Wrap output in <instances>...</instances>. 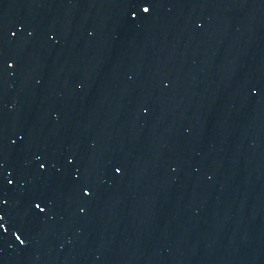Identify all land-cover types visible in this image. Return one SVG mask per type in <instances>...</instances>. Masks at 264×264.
<instances>
[{
  "label": "water",
  "instance_id": "water-1",
  "mask_svg": "<svg viewBox=\"0 0 264 264\" xmlns=\"http://www.w3.org/2000/svg\"><path fill=\"white\" fill-rule=\"evenodd\" d=\"M150 12L0 0V159L29 242L2 264H264V0Z\"/></svg>",
  "mask_w": 264,
  "mask_h": 264
},
{
  "label": "snow or ice",
  "instance_id": "snow-or-ice-1",
  "mask_svg": "<svg viewBox=\"0 0 264 264\" xmlns=\"http://www.w3.org/2000/svg\"><path fill=\"white\" fill-rule=\"evenodd\" d=\"M123 4L125 5V14L126 16L131 19H138L140 14H151L150 12V5L152 4L153 0H122ZM215 3H222V0H212ZM194 24L198 28H202L203 21L200 18H195ZM12 35H16L15 32ZM7 67L11 69L13 67V61L8 59L6 61ZM79 87V85H77ZM261 89H264V82L260 85ZM251 93L257 92L256 85H248ZM145 111L147 109L145 108ZM15 143V141H12ZM75 156L67 152L63 155V163L62 167L65 168L71 175L74 177H79L80 172L79 168L75 166ZM35 160L38 164V168L42 172H46L48 165V161L44 160L41 161L39 156L35 157ZM115 173H121V167L113 165ZM60 171V169H57ZM18 177L14 175L11 171L7 174L3 172V160L0 159V252H3L4 247H13L15 246L18 252L23 253L26 249L29 248L28 242V235L26 233L25 228L22 225L19 213L13 214L12 210L9 208V205L12 204V197L9 195V192L14 187V181H17ZM79 193L82 199H89L93 193L90 191V185L86 182L79 184ZM40 202H36V200L29 201L30 210L37 212V214H44L45 209L41 207ZM79 212L83 214L85 212L84 207H79ZM23 236V239L21 238ZM11 237H15V241L11 240ZM18 242V244L16 243ZM2 264V262H0Z\"/></svg>",
  "mask_w": 264,
  "mask_h": 264
}]
</instances>
